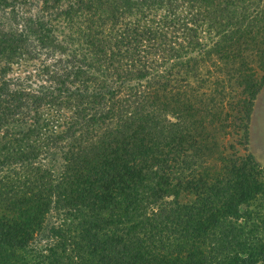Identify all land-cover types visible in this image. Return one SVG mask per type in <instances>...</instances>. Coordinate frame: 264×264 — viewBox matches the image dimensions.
<instances>
[{
    "label": "trees",
    "instance_id": "1",
    "mask_svg": "<svg viewBox=\"0 0 264 264\" xmlns=\"http://www.w3.org/2000/svg\"><path fill=\"white\" fill-rule=\"evenodd\" d=\"M67 4L69 14L85 13L90 50L67 53L56 94L0 87V128L21 122L28 126L14 140L36 136L30 150L0 146V168L18 164L0 178V264H264V214L239 209L264 192V169L249 155L236 160L209 147L207 126L225 120L223 96L195 92L187 73L194 51L215 64L264 55V0ZM243 5L254 9L240 13ZM15 35H7L11 48ZM47 38L39 31V41ZM241 78L250 87L256 80L253 72ZM48 96L70 100L60 131L40 112ZM41 152L47 165L37 162ZM211 158L230 176L198 170L202 191L182 202L193 182L191 171L180 174ZM52 212L62 222L48 228L53 243L39 247Z\"/></svg>",
    "mask_w": 264,
    "mask_h": 264
},
{
    "label": "rangeland",
    "instance_id": "2",
    "mask_svg": "<svg viewBox=\"0 0 264 264\" xmlns=\"http://www.w3.org/2000/svg\"><path fill=\"white\" fill-rule=\"evenodd\" d=\"M243 6L246 9L241 7L242 12H240L241 8L239 7L238 13L247 11V8L248 12L254 9V5ZM67 8V0H60L55 4H52L51 1L43 3L42 0H0V87H3L2 91L20 89L41 97L44 92L56 94V87L61 84H54L53 79H58L57 71L60 72L66 65L64 59H67V53L73 49L80 51L88 48L90 50L82 37L85 13L69 14L66 11ZM156 12L161 14L160 10ZM35 30L38 31L33 32ZM39 31L41 34H47L49 38L39 41ZM12 33L18 34L15 35L18 40L13 48L9 47L11 44L7 40L9 39L7 35L12 36ZM187 57L197 60L193 69H189L187 72L195 92L206 89L210 96H214L216 91H221L223 96L221 109L222 114H225V120L216 124L209 122L210 125L207 126L206 131L209 147H215L220 155L223 152L225 156L236 160H239L237 157L249 155L260 168L264 169V55L255 51L244 53V61L235 65L230 61L225 64H215L212 62L214 55L199 54L196 51ZM247 57L251 60L250 63H248ZM184 59L183 56L178 61L181 63ZM173 61L175 62V59ZM179 67L176 69L177 77L182 78L186 70L180 65ZM252 72L255 74L256 80L250 87V84L241 80V77ZM202 79L205 82H200ZM203 83L204 86H202ZM65 85L70 86L69 82ZM48 98L49 96L43 102L44 105L40 108V112L45 117L51 118L50 121H46L49 130L60 131L64 129L63 115L68 117L72 111L70 100L67 97L59 101L49 98L50 101L47 102ZM12 120L9 118V121ZM27 126L28 124L21 122H10L3 127L6 129L0 128V146L8 145L6 148L13 152L23 147L30 150L29 144L32 141L30 139L36 137L33 134L28 138L27 143L23 139L18 142L14 140L17 137L15 135L23 136ZM211 140L214 142L212 143ZM44 155V152L39 154L37 160L39 165L49 163V158ZM10 166L18 168V164ZM10 166L5 165L0 168V178L9 175ZM204 166L201 164L198 166V162H195L191 165L193 170L184 169L186 173L180 174L181 177H186L191 171L189 178L190 182H193L188 194L180 191L182 202L194 201L202 191L198 181V170L210 174L211 177L229 175L226 166L220 160L207 159ZM176 175L178 176V173ZM181 177L179 180L182 183ZM208 182L211 183V178L206 180L205 186ZM0 204L4 205L1 200ZM239 209L241 212L253 215L264 214V192L250 202L241 204ZM61 219V216H56L53 212L49 214L46 228L44 227L39 233L40 237L33 243L39 247H46L47 244L53 243V240L48 236L51 234L48 228L52 224L62 222ZM255 223H257L256 220Z\"/></svg>",
    "mask_w": 264,
    "mask_h": 264
}]
</instances>
